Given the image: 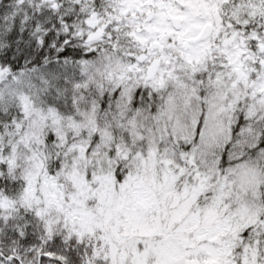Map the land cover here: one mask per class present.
I'll return each mask as SVG.
<instances>
[{"label": "snow or ice", "instance_id": "1", "mask_svg": "<svg viewBox=\"0 0 264 264\" xmlns=\"http://www.w3.org/2000/svg\"><path fill=\"white\" fill-rule=\"evenodd\" d=\"M0 264H264V0H0Z\"/></svg>", "mask_w": 264, "mask_h": 264}]
</instances>
